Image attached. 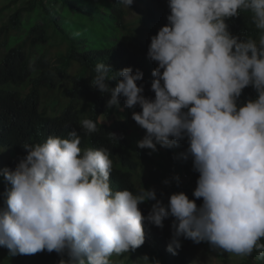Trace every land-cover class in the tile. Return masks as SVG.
I'll return each mask as SVG.
<instances>
[{
    "label": "clouds",
    "instance_id": "clouds-1",
    "mask_svg": "<svg viewBox=\"0 0 264 264\" xmlns=\"http://www.w3.org/2000/svg\"><path fill=\"white\" fill-rule=\"evenodd\" d=\"M110 1L119 15L100 32L106 37L96 42L93 31L79 38L87 55L95 42L101 54L91 86L116 108L107 123L125 121L118 132L125 143L135 141L170 168L179 160L176 172H157L167 186L190 183L184 164L192 160L194 198L173 192L165 204L155 188L116 187L109 149H82L78 131L65 124L66 137L25 143L15 167L0 169L10 185L0 206V246L12 256L55 251L59 264H113V255L132 256L148 242V231L163 247L164 221L172 217L166 250L173 255L184 238L264 261V0ZM72 16L60 21L83 29L87 22ZM249 19L258 35L237 36ZM248 86L256 97L241 103ZM30 91L18 95L19 108L34 106ZM79 127L98 130L92 119ZM147 201L155 203L144 215L139 205Z\"/></svg>",
    "mask_w": 264,
    "mask_h": 264
},
{
    "label": "trees",
    "instance_id": "trees-1",
    "mask_svg": "<svg viewBox=\"0 0 264 264\" xmlns=\"http://www.w3.org/2000/svg\"><path fill=\"white\" fill-rule=\"evenodd\" d=\"M9 1L14 5V9L0 18V169L5 166L15 167L19 159L26 155L23 144L42 143L50 135L66 137L67 131L75 128L81 137L82 149L101 147L109 149L113 161L110 183L114 181L116 187H126L133 192L142 186L146 189L155 188L157 198L165 204L169 199L167 195L173 192L183 191L193 199L190 186H196L199 173L193 170L192 160L188 159L184 164L187 172L193 177L190 183L185 181V184L180 183L179 186L176 183L167 186L163 182L165 178L159 176L157 172L163 170L176 172L175 169L181 164L179 160L176 161L177 165L174 168H170L164 166V163H156L149 150L140 149L135 141L132 140V145L125 143L118 134L125 121L115 120L113 123H107L106 117L112 116L116 108L108 109L106 101L109 96L102 95L98 89L91 86L93 65L101 61V54L96 47L98 36L106 37L100 32L107 27L112 28V18L119 15L112 2ZM10 6L8 4V7ZM70 14L73 15L72 21L87 22L83 29L78 28L74 32L75 23L65 24L60 21L68 19ZM242 25L247 30L244 32L239 25L237 36H241L242 33L252 37L258 35L250 19ZM93 31L96 36L95 48L87 55V49L82 45L87 42L79 38ZM30 85L29 97L34 106L19 108L18 95ZM255 97V90L248 86L243 90L239 102ZM83 119H92L96 122L98 130L85 134L79 127V122ZM65 124L70 128H65ZM184 143L186 148V141ZM185 148H181V151L183 152ZM168 152L176 158L171 149H168ZM167 162L172 161L167 159ZM6 187L10 185H6L3 175L0 174V206H3ZM152 203L155 201L139 205L144 215H147ZM196 203L199 205L202 200L198 199ZM172 219V217L165 219L164 224ZM156 236L149 238L148 242L145 240L141 247L130 252L132 255L130 258L138 251H148L149 255L159 257L164 264H194L185 251L178 253L179 258L169 260L168 253L163 252L159 236L157 234ZM124 256V254L114 256L111 260L113 264H120ZM61 258L55 251L12 256L7 248L0 246V264H59ZM244 262L264 264V261L256 259L255 252L244 257ZM122 263L128 264V261L124 259Z\"/></svg>",
    "mask_w": 264,
    "mask_h": 264
},
{
    "label": "rangeland",
    "instance_id": "rangeland-1",
    "mask_svg": "<svg viewBox=\"0 0 264 264\" xmlns=\"http://www.w3.org/2000/svg\"><path fill=\"white\" fill-rule=\"evenodd\" d=\"M8 4H10L11 6L8 7ZM4 6L5 8H3ZM13 9H14V5L11 4L9 0H0V18H3L5 15L9 13V11ZM171 223L172 220H170V222L166 221L164 226L165 227L164 230L167 233L168 239H167V243L163 245V250L165 253H168L169 260H172V258H179L178 254L173 255L166 250L167 244L171 237ZM145 237L155 238L157 236L154 232L148 231L145 233ZM181 242H182V246L178 250V253L185 251L187 255L190 256L189 259L194 264H245L244 257H239L234 254L222 252L220 250H214L210 247V245L207 242H200L199 244H197L191 240L184 238H181ZM144 255H147L150 261H159V264H164L162 263V260H160L159 257H152L151 255H149L148 251L135 253V256L131 258L127 253L125 259L128 261V264H145V262L141 259V257ZM114 256L115 255H113L111 258H113Z\"/></svg>",
    "mask_w": 264,
    "mask_h": 264
}]
</instances>
